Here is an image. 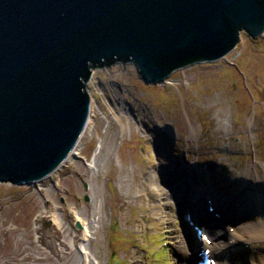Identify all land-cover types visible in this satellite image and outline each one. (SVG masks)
I'll list each match as a JSON object with an SVG mask.
<instances>
[{
    "label": "rangeland",
    "instance_id": "obj_1",
    "mask_svg": "<svg viewBox=\"0 0 264 264\" xmlns=\"http://www.w3.org/2000/svg\"><path fill=\"white\" fill-rule=\"evenodd\" d=\"M86 92L76 157L37 188L0 183V264H83L81 246L86 264H184L191 235L167 173H193L216 205L264 190V37L240 33L225 58L156 86L132 66L94 70ZM238 226L262 239L264 214Z\"/></svg>",
    "mask_w": 264,
    "mask_h": 264
},
{
    "label": "water",
    "instance_id": "obj_2",
    "mask_svg": "<svg viewBox=\"0 0 264 264\" xmlns=\"http://www.w3.org/2000/svg\"><path fill=\"white\" fill-rule=\"evenodd\" d=\"M240 33L264 37V0H0V183L37 187L74 155L94 70L161 85Z\"/></svg>",
    "mask_w": 264,
    "mask_h": 264
},
{
    "label": "bare ground",
    "instance_id": "obj_3",
    "mask_svg": "<svg viewBox=\"0 0 264 264\" xmlns=\"http://www.w3.org/2000/svg\"><path fill=\"white\" fill-rule=\"evenodd\" d=\"M169 84V82H168ZM76 151L77 149H75L74 151V155L67 157L66 160L64 161V165L67 164L70 160L73 159V157L76 155ZM53 175V174H52ZM51 175V176H52ZM51 176H49V178H51ZM45 181V179L43 180ZM169 184V182H168ZM167 186V192L171 193L174 195V193L172 192L173 186ZM197 184H199V187H195L196 189L200 188L202 189V185L200 183L197 182ZM194 185V184H193ZM188 188H184V190H186ZM204 189V188H203ZM176 190V189H174ZM249 195H251L252 193H248ZM188 195V194H187ZM194 196V195H193ZM190 198V197H187ZM224 199V198H223ZM190 203V202H189ZM237 203V202H236ZM236 203H233L232 207V211H227L226 209V214L227 215H231L233 216L235 214V212L238 211V208H235L237 205ZM243 204V203H242ZM191 206L190 204H187V206ZM189 206V207H190ZM214 206L216 207L217 211L221 210V208L223 207L222 205H216L214 204ZM193 209H202L201 207L199 208V204L195 203L192 204L191 206ZM226 208V205H225ZM199 211H194V213L198 214ZM233 214V215H232ZM236 218H232V220H234ZM247 220H239L236 222V225H229L227 229L223 230V227H221L220 231H219V238L218 239H214L213 238V242L212 245L209 247L212 251L213 256L221 259V257L225 254V256H227L228 254L232 253L235 255H238V257L240 256V258H232V259H226V260H220L221 263L223 264H264V256H262V254L264 255V237L262 239H259L258 237H254L253 235H249L246 236L245 233L243 232V228H241L240 226H238V224H244ZM52 223L53 225H55L57 228H61L62 223L60 222V220L53 216L52 217ZM82 227H83V238L82 240H87L90 236L91 233L89 231V229L85 226L84 223H82ZM228 225V224H226ZM233 226V230L231 229V227ZM237 226V227H234ZM232 231L233 233H235V235L230 236V234L227 233V231ZM222 236H224V238H222ZM227 238V239H226ZM193 247L190 249V251L192 252V254H194L193 257L190 256L189 252H185L184 249H178V254L181 256V258L185 259L184 264H193V261L196 259V254L200 251V246L195 240L193 242ZM72 244L75 246V242L72 239ZM81 249H78L80 254L83 256V258L85 259V261H83V264L86 262H88V254H87V249L84 246H81Z\"/></svg>",
    "mask_w": 264,
    "mask_h": 264
}]
</instances>
